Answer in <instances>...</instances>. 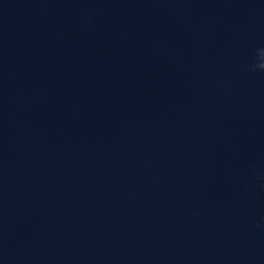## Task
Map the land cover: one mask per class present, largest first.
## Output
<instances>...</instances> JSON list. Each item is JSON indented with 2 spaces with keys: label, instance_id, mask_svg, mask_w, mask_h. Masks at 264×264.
Here are the masks:
<instances>
[{
  "label": "water",
  "instance_id": "95a60500",
  "mask_svg": "<svg viewBox=\"0 0 264 264\" xmlns=\"http://www.w3.org/2000/svg\"><path fill=\"white\" fill-rule=\"evenodd\" d=\"M264 0H0V264H264Z\"/></svg>",
  "mask_w": 264,
  "mask_h": 264
},
{
  "label": "clouds",
  "instance_id": "9594fccd",
  "mask_svg": "<svg viewBox=\"0 0 264 264\" xmlns=\"http://www.w3.org/2000/svg\"><path fill=\"white\" fill-rule=\"evenodd\" d=\"M248 70L252 72L260 71L264 72V48H258L256 50L255 62L248 65Z\"/></svg>",
  "mask_w": 264,
  "mask_h": 264
}]
</instances>
